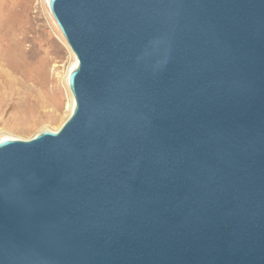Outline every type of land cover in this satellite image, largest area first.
Segmentation results:
<instances>
[{
  "label": "water",
  "instance_id": "1",
  "mask_svg": "<svg viewBox=\"0 0 264 264\" xmlns=\"http://www.w3.org/2000/svg\"><path fill=\"white\" fill-rule=\"evenodd\" d=\"M47 5L74 106L0 140V264H264V0Z\"/></svg>",
  "mask_w": 264,
  "mask_h": 264
},
{
  "label": "rangeland",
  "instance_id": "2",
  "mask_svg": "<svg viewBox=\"0 0 264 264\" xmlns=\"http://www.w3.org/2000/svg\"><path fill=\"white\" fill-rule=\"evenodd\" d=\"M54 21L46 0H0V140L57 131L70 114L76 57Z\"/></svg>",
  "mask_w": 264,
  "mask_h": 264
},
{
  "label": "bare ground",
  "instance_id": "3",
  "mask_svg": "<svg viewBox=\"0 0 264 264\" xmlns=\"http://www.w3.org/2000/svg\"><path fill=\"white\" fill-rule=\"evenodd\" d=\"M47 1L48 0H46V3H47ZM50 12V11H49ZM51 14V13H50ZM55 22V21H54ZM24 48V47H23ZM75 62H74V64H73V67H72V69L76 66V64H77V60L75 59L74 60ZM70 71V70H69ZM69 73V72H68ZM67 77H68V74H67V76H66V83H67ZM73 106H74V100H73V97L71 96V98H70V105H69V108H70V112L72 111V109H73Z\"/></svg>",
  "mask_w": 264,
  "mask_h": 264
}]
</instances>
